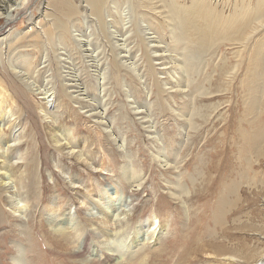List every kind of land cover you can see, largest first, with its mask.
<instances>
[{
	"label": "rangeland",
	"instance_id": "1",
	"mask_svg": "<svg viewBox=\"0 0 264 264\" xmlns=\"http://www.w3.org/2000/svg\"><path fill=\"white\" fill-rule=\"evenodd\" d=\"M118 1L108 3L104 15L106 22H111L107 15L117 17ZM70 2L79 14L82 13L79 28L70 27L77 49L70 43H60L58 38L51 45L53 48L46 45L45 51L41 49L42 54L31 46L36 34L43 36L42 30L48 27L47 15L58 16L49 6L50 0H23L10 17H0V92L5 98L1 115L5 113L4 120L9 117L10 121L3 126L0 124L3 137L0 162L5 160L0 165V264H13L19 255L22 264H59L58 257L64 250H55L52 244L55 237L51 233L53 219L60 220L63 225L83 219L102 220L105 215L102 211H108L111 205L118 211L113 220H128L134 227L144 229L145 233L140 232L139 237L146 240H139L132 254L146 247L150 255L154 253L152 259L162 254L164 259L166 256V259L168 256L175 259L177 253L192 242L193 246L196 243L206 251L201 254L202 258H208L210 250L215 253L229 249L244 257L264 251V187L257 184L253 173V170L264 173V151L259 166L254 159L250 160L252 169L248 175L254 185L241 180L239 175L243 166L245 171L246 163L240 159L242 147L237 141L239 127L236 126L243 123V130L250 131L241 122L246 106L241 90L244 68L241 53L236 47L223 46L212 59L208 54L191 56L192 68L198 69L197 75L193 72L189 75L190 85H186L187 78L183 74L177 78L164 74L172 68L168 61L153 62L158 71L155 77L144 73L145 64L139 61L140 77H136L131 69L116 71L110 64L112 45L103 37L97 39L99 23L86 3L83 0ZM165 32L163 39L170 44L169 31ZM145 34L146 39L154 38L151 32ZM260 36L258 34L255 39ZM87 39L91 41L89 48L83 46ZM17 40L23 46L21 51L10 52ZM249 47L252 50V44ZM244 51L249 58L248 48ZM96 54L106 74L104 87L96 77L101 71L96 68ZM161 54L160 57H168ZM193 57L197 59L194 62ZM127 64L129 62L123 67ZM25 67L29 74L24 73ZM61 84L70 98L59 95ZM46 89L44 96H51L49 103L42 100ZM245 95L250 97L252 92L248 90ZM256 98L259 99V95ZM262 111L259 117L264 120V107ZM16 136L20 139L13 142ZM71 144L75 146L74 151L69 149ZM15 147H19L13 156L16 158L10 159L11 149ZM249 148L255 153L257 145ZM78 151L101 167L92 169L83 163L77 157ZM24 153L26 163L21 159ZM162 154L169 160L167 165L158 163ZM9 159L10 165L21 167L10 169ZM126 165L140 173L138 191L131 187L132 182L139 179L129 180L122 173ZM61 168L72 169L73 175L82 176L79 181L84 187L72 184ZM9 173L11 180L7 179ZM18 175L27 176L23 190L14 184ZM129 175L132 176L133 171L129 170ZM237 181L241 182L239 196L220 224L214 212L218 193L224 186L237 185ZM167 184H171L172 191L184 189L185 193L173 199ZM38 190L43 192L42 199ZM54 195L60 198V207L52 216L47 206ZM79 199L84 203L80 204ZM232 200L234 196L229 197V201ZM23 205L26 216L17 211ZM154 213L157 219L163 220L166 229L161 237L156 236L157 229L148 241L152 231L145 224ZM131 238L130 234L128 241ZM247 249L252 253L248 254ZM241 260L237 259V263L242 264ZM251 261L249 259L247 264H264V256L257 262ZM195 264L207 262L196 261Z\"/></svg>",
	"mask_w": 264,
	"mask_h": 264
},
{
	"label": "bare ground",
	"instance_id": "2",
	"mask_svg": "<svg viewBox=\"0 0 264 264\" xmlns=\"http://www.w3.org/2000/svg\"><path fill=\"white\" fill-rule=\"evenodd\" d=\"M22 1L23 0H0V17H2L3 15H6V17H10L12 10L15 9ZM83 1L89 7L88 10L90 11V14L98 20L100 28V30L98 31H100V33L97 34V39L99 40V37H103L105 42L107 41L108 44L112 45V57L110 60V64L115 69H117L116 71L123 70V72H125V70L131 69L136 74V77H140V69L138 70L137 66L139 61H142L145 64L146 72L144 73H146L148 76L155 77L158 74V71H156L153 62L155 60L164 62L168 61L169 64H171L172 68L167 72H162H164V74L172 76V78L180 76L179 74H183L185 75V77L183 75L182 76L184 78H187L186 85H190L191 81L189 79V75L192 74V72L196 74V70L198 69L192 68L193 63H191L189 59L191 56L208 54L209 56L211 55L212 59L217 55L220 47L231 46L237 48V51L242 55V61L244 65L243 74L241 77V90L246 99V101H244L246 106L243 108L244 110L242 112L243 116L241 115V122H244L247 125V128L250 129L249 133H246L242 128V125H244L243 123L242 125L239 123L236 126L239 127L237 141L238 144L241 145L240 147H242L240 159L241 161L245 160L246 163L245 171L243 166V169L241 168L242 172H240L239 175H241V180L246 181L249 185H254V180H250L251 178L248 175L249 170L252 169L250 160L254 159L256 165L259 166L260 164H258V162L263 157L264 151V120H261V118L259 117L263 113L262 108L264 107V0H119L117 5V17H111L110 15H107V17L111 18L109 19L111 20L110 23L105 21V13L107 12V5L110 0ZM73 5L74 4H71L70 0H50L49 6L54 12L58 14V16L50 14L47 15L49 19L48 27L42 30L43 36L40 35L41 33H37L36 36L34 35L36 38H34L35 40L31 45L34 49L37 48L42 54L45 51V46L50 45L51 47L54 40L57 38L60 43H70L73 47H77V45L75 46V44L72 42L70 27L72 25L73 27L79 28L78 22L82 13L79 14L78 10L76 9V7L74 8ZM165 30L169 31L171 39L170 44L163 39V35L166 34ZM145 32H151L154 35V38L146 39L147 34H145ZM157 33L161 34L158 36ZM258 34L261 36L255 39ZM43 37L45 38L44 40ZM118 37L120 39H118ZM251 44L252 50L249 49V46H251ZM83 46H86L87 48L91 47L90 39H87L86 44H84ZM157 46H161V48H157ZM22 47L23 46L20 44V40H17L14 44H12L10 52H15L16 50L21 51L20 49ZM246 48H248L250 52L249 58H247L245 55L244 50ZM41 49H44V51L41 52ZM77 53L79 54L80 52L78 51ZM161 53L166 54L168 57H160L159 54L162 55ZM153 54H155V56ZM97 55L98 54H96L95 57L98 62L96 68L99 67L101 71H99V73L97 72L96 77L97 80H101V85L104 87L106 74L105 70L101 69L100 59ZM194 59L195 58L193 57L192 62H194ZM240 60L241 59H239V61ZM121 62L124 63L122 64ZM127 62H129V64L123 67V65ZM164 65L165 64L163 63V66ZM238 65L240 66V64ZM23 69L27 70H25L24 73L29 72L26 67ZM160 74L162 73L160 72ZM194 79H192V81H194ZM175 82L177 83V79H175ZM21 89L22 88H20V90ZM248 90L252 92V95L250 97H246L245 95V92ZM47 91V89L45 92L43 90L41 91V93L44 92L42 94V100H46V102L49 103L51 101H49L48 99L51 96H44ZM58 92L62 98H65L66 96L70 98V96H68L66 87H64L62 84L60 85ZM256 95H259V99L256 98ZM4 102L5 98L0 92L1 126H3L4 123L10 122L9 120H7L9 119V117L4 120L3 117L5 113L1 115L3 113L2 104ZM248 118H251L250 122L247 121ZM13 124L14 123L12 122L11 125ZM104 129L106 130V128ZM19 139L20 137L16 136L12 138V141L16 142ZM2 140V131L0 130V146L2 145ZM250 143L251 145H257L255 153L251 150V148H249L251 146H249ZM72 144L71 148L69 149L74 151L75 146L72 147ZM122 144L125 145L124 140L122 141ZM18 150L19 147L11 149L10 159L16 158L13 156L18 152ZM251 151V156H249ZM38 157L39 156L35 157L34 160L36 161V158ZM77 157L80 160L82 159L83 163L92 166V169L101 167L92 158L88 156L84 157L80 152L78 153ZM160 157L162 161L158 160V163L163 162L165 165H167L169 160L163 154L160 155ZM10 159V169L13 167H21L20 165H15L12 163L10 165ZM21 159H23L24 163L27 162L26 153L23 154V157ZM4 161L5 160L3 159L0 162V165H3ZM35 164L38 170V165L37 163ZM129 170L133 171L132 176L129 175ZM62 172L68 176L72 184H77L81 188L84 187L85 184L79 181L82 176L73 175L72 169H62ZM122 173L124 177L128 178L129 180H136L140 178V173L133 170L132 168L128 169V165L123 167ZM253 173L257 184L259 183L261 184V187H264V173H259L258 170L257 172L253 170ZM8 177L9 178L7 179H10V173L8 174ZM26 177V175H18L16 176L17 179L15 178L16 181L14 182V184L18 186L20 190H23V182ZM139 181L140 179L133 181L131 189H135L136 191H138L141 187V183ZM240 183L241 182H239L237 185L230 184L229 186H224V189L218 193L219 197L217 199V204L215 205L216 210L214 212L217 213L215 214L216 220L220 224H222V217L226 215V213L230 209V206H232L234 201H236L237 196H239ZM170 187L171 184H167V189L173 199H178L180 197V194L185 193L184 189L176 190L174 186L175 191H172ZM11 188H14V186ZM43 190L44 189H41V191ZM41 191L38 190V192ZM42 194L43 192L40 193L41 199ZM55 194L59 193L56 192ZM230 196H234L235 200L229 201ZM24 198L28 199L27 196H24ZM53 199L54 200H51L50 204L47 206L49 210L48 213L50 212L52 216L56 211H58L57 208L60 207V198L58 199V196L54 195ZM79 200H81L80 204L84 203L83 199ZM25 208L26 206L23 205L21 207H18L17 211H19L21 215L26 216ZM101 208L102 207H100L99 209ZM117 212V208L114 205H111L108 208V211H102V214H105L102 220L83 219L81 222L77 221L69 223L68 221V223L63 225V223H60V220L57 221V219H53V221L51 222V231L53 232L51 233H53L55 237L52 244H54L55 250H64V254H60V257H58L60 260L59 264H195L196 261L207 262V264H238L237 259H243L242 264H247L249 263V259L252 261L254 260L253 262H257L264 256V251L244 257L235 255L234 252L230 251L229 249H220L215 253L214 250H210L208 258H202L201 254L203 252L205 253L206 251L202 250L203 247H197L196 243H194L195 246H193V242L186 248H181L182 251L177 253V258L175 259L169 258V256L168 259H166L167 256L164 259L162 253V255L154 256L152 259L151 255H153L154 253L150 255V252L148 253L149 249L146 247H140L135 250V254H132V249L137 247V242L139 240H146V238L144 237H139L141 236L140 232H142V234L145 233L144 229L142 227H134L132 222L130 223L128 222V220L126 222L121 220H113V217H116L118 215ZM49 217L51 216L49 215ZM98 221H101V223H98ZM145 226H148L149 231H152V233L147 238L148 241L152 239V236L155 233L154 231L158 229V233L156 236L161 237L162 233L166 229V225L164 224L163 220H160V218L157 219L156 213H154L153 218L150 219L145 224ZM224 231L225 230H223V232ZM130 234L132 235V238L128 241V236ZM229 247L230 246H228V248ZM244 251L246 252V249H244ZM250 252L247 249V253L250 254ZM241 253L242 252H240L239 254L241 255ZM135 256H137L138 258H135ZM66 257H68L69 260H66ZM257 258L258 260H255ZM158 259L161 260L157 261ZM13 264H22L20 255L14 259Z\"/></svg>",
	"mask_w": 264,
	"mask_h": 264
}]
</instances>
